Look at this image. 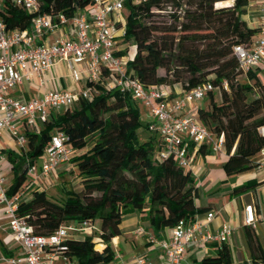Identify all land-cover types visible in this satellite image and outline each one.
I'll use <instances>...</instances> for the list:
<instances>
[{
    "label": "trees",
    "instance_id": "trees-1",
    "mask_svg": "<svg viewBox=\"0 0 264 264\" xmlns=\"http://www.w3.org/2000/svg\"><path fill=\"white\" fill-rule=\"evenodd\" d=\"M41 12L72 15L91 0H39ZM126 0L124 39L135 45L128 70L145 86L167 85L181 90L210 82L220 92L208 91L209 107L197 108V116L215 135L223 134L228 159L227 175L252 168L251 161L264 146V84L255 69L242 73L233 53L236 44H249L258 32L242 18L248 0ZM225 3V2H224ZM167 7L168 21L156 23L154 16ZM9 27L24 28L31 14L8 6ZM164 69L160 74L158 69ZM240 75L246 80L241 81ZM224 81L226 85H224ZM90 83V82H89ZM92 98H80L59 113H51L39 132L26 130L25 156L33 161L43 151L54 128L61 129L68 143L78 153L71 158L82 182V192L64 191L60 202L45 191L34 190L22 199L17 214L24 216L35 233L48 235L60 225L83 220H98L97 236L104 244L95 248L90 236L67 239L68 254L80 264H109L114 257L111 239L120 234L122 217L138 210L148 220L153 233L160 236L180 219H189L207 209L195 203L197 187L189 169L180 167L172 156L155 157L159 147L156 132L140 141L137 129L139 111L128 95L117 89L93 84ZM136 102V101H134ZM148 129V124H146ZM205 145L199 151L204 152ZM27 167L15 175L7 189L9 195L19 190L26 179ZM259 182L235 187L233 192L254 188ZM248 235V243H254ZM254 260V259H253ZM264 262V255H262ZM230 262L226 244L215 254H207L198 264Z\"/></svg>",
    "mask_w": 264,
    "mask_h": 264
},
{
    "label": "built area",
    "instance_id": "built-area-1",
    "mask_svg": "<svg viewBox=\"0 0 264 264\" xmlns=\"http://www.w3.org/2000/svg\"><path fill=\"white\" fill-rule=\"evenodd\" d=\"M91 1L90 5L67 16L60 11L41 12L39 0H0V134L7 129L18 146H26L25 133L18 132L16 127L17 118H22L28 127L37 129L48 120L51 110L70 107L80 98L91 99L93 84L98 83L107 89H117L146 108L152 117L148 128L159 138L155 153L157 159L172 156L180 167L190 170V148L198 150L200 145H205L213 152L224 149L223 134H213L202 123L197 116L198 107L194 109V114L190 112L193 104L216 88L210 82H204L172 95L167 85L145 86L128 70L135 45L132 44V51L129 50V41L124 39L126 19L122 12L126 0ZM259 5L258 32L252 42L233 46L238 69L242 73L254 70L264 61V0H259ZM8 6L31 14L26 27L8 26ZM57 29H64L63 34L46 42V35ZM120 41L125 43L120 44ZM59 62L66 64L72 81L85 79L81 89L52 88L31 99H20L11 94L19 85L32 81L34 77L38 78L39 86L44 85V74ZM76 151L68 143L64 131L56 129L43 148L40 165L37 167L27 159V172L33 179L49 176L59 166L70 163ZM4 159L5 156L0 153V203L9 217L7 226L11 237L20 249L17 255L3 257L5 263L53 264L54 258L60 255L64 264H80L66 252L67 235L70 231L94 229V221L64 223L48 235L35 233L25 217L17 214L23 193L17 191L9 195L7 192L1 166ZM253 163L264 171V146ZM244 213L245 222L254 226L253 206L245 205ZM214 216L213 211H207L204 220H200L197 213L187 220L180 219L166 238H158L142 225L134 229V234L137 237L145 235L150 243L155 244L166 264H182L189 245L205 247L214 244L219 251L229 241L233 226L224 222L217 229H210L209 223ZM261 219L264 220V215ZM128 264H151V261L146 255H138ZM245 264L264 262L248 259Z\"/></svg>",
    "mask_w": 264,
    "mask_h": 264
},
{
    "label": "crops",
    "instance_id": "crops-1",
    "mask_svg": "<svg viewBox=\"0 0 264 264\" xmlns=\"http://www.w3.org/2000/svg\"><path fill=\"white\" fill-rule=\"evenodd\" d=\"M219 3L220 5L217 6L230 5L232 4V0L220 1ZM242 18L246 21L248 26L258 28L260 21L259 0H248ZM63 31L64 29H57L48 33L45 38L46 42H51L53 39L63 34ZM255 72L264 84V61L260 66L255 68ZM43 77L44 85L39 86L38 78L34 77L32 81L19 85L11 94L20 99H31L42 95L47 89H81L85 83L84 78L78 82L72 81L68 76V70L64 62H59L54 65ZM173 91L176 95L179 94L181 91L180 85L175 84L173 86ZM199 106H201L200 101L193 104L190 112L194 114V109ZM61 111L62 109L58 111L51 110L50 114L60 113ZM15 123L20 133H25L26 130H37V132H39L42 126V124H40L37 129L28 127L25 125L22 118H17ZM55 130L56 128H54L51 133ZM152 132L154 131H151V133ZM259 132L264 135V126L259 128ZM26 149V146L21 147L15 143L7 129L2 130L0 134V153L5 156V159L1 161V166L4 175V184L7 188L12 184L15 175L23 168L27 167L28 161L36 164L37 167L41 163L42 153L33 161H30L29 158L25 156ZM189 151L192 158V167L190 171L192 176L195 177V185L197 187V198L195 203L198 207H207V209L197 213L198 218L204 220L206 212L213 211L215 216L209 223L210 229H217L224 222L231 223L234 228L231 238L226 243L230 251V262L222 264H245L248 259L262 261V255H264V220L261 219V216L264 215V171L253 166L240 173L227 175L224 171V165L228 159L225 148L219 152H213L206 146L204 152H200L199 148L198 150L190 148ZM77 153L76 151L72 157ZM257 156L258 154L251 159V161L253 162ZM73 163L75 164V162ZM69 164L70 163L59 166L49 176H39L36 179H33V176L27 172L26 179L18 190L23 193V199L30 198L34 190H43L48 197L55 196L57 186L60 184L58 181L60 175L63 170H69ZM72 169L77 173L76 164ZM65 174L66 173H64V175ZM251 182H259V184L243 192H233L235 187ZM62 190L64 195V191L66 190ZM248 204H251L254 209V226L245 222L244 206ZM8 220L9 217L4 211V205L0 203V264H6L3 257L20 253V249L11 237L10 230L7 226ZM138 225L144 226L148 232L154 234L148 220L143 217L142 212L135 210L125 214L121 219L120 234L114 236L110 241L114 257L109 264H128L138 255H146L150 259L151 264H166L161 250L155 244L150 243L145 235L137 237L134 234V229ZM94 226V229L91 230L70 231L68 232L67 238L83 239L86 236H90L96 243L95 248L101 251L104 244L99 242L97 236L99 228L98 220H94ZM170 232L171 229L166 228L161 232L160 236L157 237L166 238L170 235ZM248 235H251L255 239L252 245L248 243ZM216 252L217 250L214 244H209L205 247L189 245L184 253V261L182 264H198L201 258L207 254H215ZM53 264H64V260L58 255L54 258Z\"/></svg>",
    "mask_w": 264,
    "mask_h": 264
},
{
    "label": "rangeland",
    "instance_id": "rangeland-1",
    "mask_svg": "<svg viewBox=\"0 0 264 264\" xmlns=\"http://www.w3.org/2000/svg\"><path fill=\"white\" fill-rule=\"evenodd\" d=\"M170 9H171L170 7H167L165 10L160 11V13H158V15L154 16L153 19H155L156 23H161L163 21H168L167 12ZM122 15L126 19V15H127L126 9L123 10ZM123 43H125V41H120V44H123ZM128 44L130 46L129 50L131 49V51H132L131 42L129 41ZM158 72L160 74H163L165 71H164V69L160 68V69H158ZM239 79L241 81H245L246 80L244 75H240ZM214 99L216 101L220 100V92L218 90L214 91ZM200 102H201V107H203L205 109L209 107V99H208V97H205ZM131 104H132V106L134 108H137L138 111H139L140 125H139V127L137 129V136H138V139L140 141H143L150 134V131L146 128V124L152 120V117L150 116V114L147 112L146 108L141 103H137V102L131 101ZM74 165L75 164L73 163V161H70V164L68 165L70 167L69 170H63L62 171V173L60 175V178L58 180L60 182V184L57 186V192H56L55 196H49L51 199H53L55 201H58V202L62 201L64 199V195H63V190L62 189L71 190V191L79 192V193L82 192V182L80 180V177L78 176L76 171L74 169H72V167ZM186 169H188V168H186ZM64 173H66V174L64 175ZM193 178L195 180L194 176H193Z\"/></svg>",
    "mask_w": 264,
    "mask_h": 264
}]
</instances>
